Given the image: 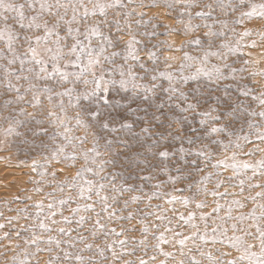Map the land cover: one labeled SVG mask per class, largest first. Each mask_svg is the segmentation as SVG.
<instances>
[{
    "label": "snow or ice",
    "instance_id": "6c2138e0",
    "mask_svg": "<svg viewBox=\"0 0 264 264\" xmlns=\"http://www.w3.org/2000/svg\"><path fill=\"white\" fill-rule=\"evenodd\" d=\"M131 3L0 0V136L38 154L33 170L84 161L56 185L67 195L8 218L17 243L4 264H264V86L229 62L251 35L230 23L264 20V0H166L181 25L170 32L189 37L180 48L136 31L151 20L133 21Z\"/></svg>",
    "mask_w": 264,
    "mask_h": 264
},
{
    "label": "rangeland",
    "instance_id": "374dc122",
    "mask_svg": "<svg viewBox=\"0 0 264 264\" xmlns=\"http://www.w3.org/2000/svg\"><path fill=\"white\" fill-rule=\"evenodd\" d=\"M257 2H259V0H257ZM125 3L127 4L128 0H125ZM154 3L156 5L155 7L152 6ZM165 3L166 0H132V3L129 4V10H133L135 11V13H137V15L132 17L133 21L140 19V13L144 14V21L151 20V24H146L144 26L136 28V31L138 32H152L154 30L157 35L152 39L151 43L167 41L169 44H172L174 42L175 48H180L182 42L189 39V37L184 36L182 31L170 32L171 28L180 29L181 25L178 23L177 13L170 11L166 7H164ZM197 10L198 9H194L193 11ZM196 22L200 21L197 20ZM153 24L158 25L159 27L153 29ZM165 25H167L168 28H165ZM229 26L235 27L237 33H242L245 30L251 31V35L248 37H236V39L240 41V49L243 55L239 58H237L236 56H232L230 57L229 62H232L233 60L237 61L235 64V67L237 68H240L242 66L247 67L248 71L244 72L243 75L248 78L244 81V83H247L253 89H259L261 86H264V77H252L250 73L264 72V39L261 38V35L264 34V20L258 18L245 19L242 24L231 25L230 23ZM229 37L231 38V34H229ZM140 38L145 39L146 43L148 42L146 38ZM125 39H127V36H125ZM253 41H255L254 47L251 46ZM194 48L195 46H192L187 50L193 52ZM159 52L162 57H182L183 55L182 52L168 50L167 45H162ZM244 61H250L251 63L245 65ZM178 64L179 60L176 61L177 66ZM161 67L163 68V64H161ZM65 102L67 103V98H65ZM45 108H47L46 101ZM27 110L33 111V109L30 107ZM44 115H46V113H44ZM75 115L76 110L71 107L67 108V116L69 118H74ZM69 127L71 129V135L73 136L83 137L87 135L88 141L83 145V148H91V130H85L82 127H77L75 119L70 120ZM20 131L24 132L26 130L21 128ZM28 135L30 136L31 134L28 133ZM252 146L253 145H248L245 148V152H247L248 148ZM259 147L264 148V145H259ZM101 150L103 151V149ZM117 150H120L119 146L117 147ZM69 151H71V149H69ZM259 156L260 154L257 153L255 157L241 156V159L254 160L258 159ZM39 158L40 157L37 153L26 150V146L20 143V138L9 136L7 142H4V138L0 136V223L6 225L5 228L0 229V254H3L0 255V264H4V261L8 257L13 255L12 249L17 243L14 238L13 225L8 223V218L18 216V212L16 211L17 209H22L26 205H31L35 201L44 198L45 194L48 192L55 191V198L57 199L62 195H67V190L62 194L59 189L56 188V185L64 181L66 178L75 176L77 169L80 168L84 163L83 158L81 157L78 162H75V166H71L73 163L72 161H69L67 163L53 161L52 164L47 168H38L36 170H33L32 161L33 159ZM114 170L115 169L109 167L106 169L105 173H102V175H105L107 174V172ZM124 171L125 177L128 178L127 170L125 169ZM40 172H46L47 175L41 176L39 174ZM53 173H55V177H53ZM86 179H93V177L91 176V174H88L86 176ZM95 179L98 180L99 177H95ZM128 179L129 183H132L131 178ZM38 181H42V183H37ZM35 189H41L42 191L38 194L36 191H34ZM258 190L259 189H257V191ZM71 194L73 196L76 195L75 192ZM110 194L111 193L108 190L102 193V195ZM27 197H32V199L28 200ZM209 199L211 200V198ZM153 203H156V201H153ZM250 207L251 204H249L247 208L243 209V211H247ZM177 208H180V206L177 205ZM65 214L68 213L66 212ZM19 223H24V221L20 220ZM16 227H18V224H16ZM6 232H11L13 234V238L4 239V233ZM20 243H22V240L20 241ZM217 247H219V245H217ZM165 250H168V248L166 247ZM224 250L230 251L227 248H225ZM137 255H142V253H138ZM233 255H236V253L233 252ZM40 258L42 262L46 261L47 254H41ZM159 259L164 258L159 257Z\"/></svg>",
    "mask_w": 264,
    "mask_h": 264
}]
</instances>
